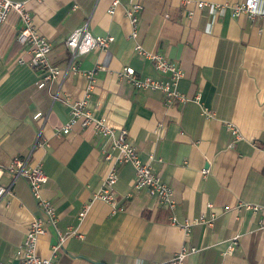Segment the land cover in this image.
<instances>
[{
  "label": "crops",
  "instance_id": "1",
  "mask_svg": "<svg viewBox=\"0 0 264 264\" xmlns=\"http://www.w3.org/2000/svg\"><path fill=\"white\" fill-rule=\"evenodd\" d=\"M14 1L25 2L36 29L50 41L53 65H65V39L85 22L92 34L113 36L107 50L76 57L78 72H62L41 87V71L17 62V13L10 10L0 22V165L14 156L41 164L48 175L41 192L57 215L55 226L38 237L37 254L55 264H154L187 244L197 250L185 264H264V210L242 206H264V21L213 6L240 0H203L208 4L202 7L197 0H119L112 13L111 0ZM133 3L140 6L136 40L181 68L177 88L187 101L165 105L159 90L133 88L118 77L123 66L154 78L164 75L133 53L125 15ZM88 70L94 71L88 107L117 132L125 129L141 159L152 156L154 169L173 190V209L132 188L130 163L117 164L114 206L93 197L108 170L103 154L111 137L91 127L55 133L69 117L64 98L82 95V72ZM226 122L240 133L232 145ZM1 183L9 189L0 199V263L14 262L40 210L26 179L3 176ZM200 216L204 220L184 235L180 224ZM69 228L75 234L52 252L56 231ZM235 234L237 243L224 253Z\"/></svg>",
  "mask_w": 264,
  "mask_h": 264
},
{
  "label": "built area",
  "instance_id": "2",
  "mask_svg": "<svg viewBox=\"0 0 264 264\" xmlns=\"http://www.w3.org/2000/svg\"><path fill=\"white\" fill-rule=\"evenodd\" d=\"M183 1L186 3L190 0ZM118 3L119 0H111L109 12L112 13ZM260 3H264V0H240L232 4L216 3L213 6L215 8L228 6L232 16L244 14L251 20L259 17L264 21V10L260 8ZM207 4L208 2L203 0L196 1L198 7ZM139 7V4L133 3L125 9V15L128 17L131 27L129 36L135 40L133 53L151 60L153 67L164 75L162 78H154L150 75L139 74L131 66H123L117 71V75L133 88L159 90L163 94V102L165 105H170L175 100L183 103L187 101V96L177 88L178 80L183 75L181 68L161 54L146 51L141 43L136 40L137 12ZM10 10H14L17 13L20 21V26L15 34V40L21 45L22 55L17 58V62L19 64H28L41 71L38 79V85L41 87L56 80L62 72H78L79 67L75 61L76 57L85 55L95 48L107 50L108 44L113 40L112 35L102 36L92 34L88 28V23L85 22L81 26L73 29L65 39L69 56L65 65L59 67L50 63L48 52L51 43L36 29L32 17L25 7V2L0 0V22L6 19ZM82 74L87 78L82 95L74 100H70L69 97L64 98L65 103L69 107V117L64 124L57 128L55 133L57 135H66L76 127H91L95 132L111 137V148L103 154L104 160L108 163V170L102 179L100 189L94 193L93 197L106 200L114 206L115 199L112 190L118 177L117 164L130 163L134 167L132 188L135 190H145L149 195L154 196L158 202L165 204L170 210L173 209L175 204L173 190L162 180L159 172L154 169L151 162L152 156L150 155L147 160L141 159L137 147L130 141L125 129L122 128L117 132L105 117H97L92 113L88 107V103L93 85L94 71L88 70L82 72ZM202 113L205 117H209L212 114L207 109H203ZM37 115L38 113L34 114V117H37ZM226 129L232 136V145L236 138L240 137V133L232 122H226ZM3 176L9 177L11 182L19 177L26 179L31 194L38 205L40 214L30 220L24 232L23 239L18 245L16 260L14 262L4 261L0 264H55L52 257H41L36 252L38 237L46 232L48 225L55 226L57 222V215L53 204L41 192L42 186L48 180V175L42 170L41 164H28L27 158L14 156L6 165H0V199L9 189V187L1 183ZM242 206L245 209H251L253 211L264 210V206L257 204L247 203L242 204ZM86 208L84 207L79 212V218L84 216ZM169 218L172 223L176 222L173 214ZM203 220V216L186 219L183 224H180L184 235L189 233L192 224ZM56 232L58 242L52 246V252L59 248L66 235L75 234V231L70 228L66 232H61L60 230ZM238 237V234L232 236L231 242L224 253L231 252L233 245L237 243ZM196 250V246L183 244L168 260L154 264H185L186 257Z\"/></svg>",
  "mask_w": 264,
  "mask_h": 264
}]
</instances>
